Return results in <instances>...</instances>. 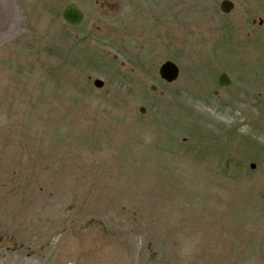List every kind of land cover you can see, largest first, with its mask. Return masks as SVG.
Masks as SVG:
<instances>
[{
  "label": "rangeland",
  "instance_id": "rangeland-1",
  "mask_svg": "<svg viewBox=\"0 0 264 264\" xmlns=\"http://www.w3.org/2000/svg\"><path fill=\"white\" fill-rule=\"evenodd\" d=\"M233 1L0 0V264H264V0Z\"/></svg>",
  "mask_w": 264,
  "mask_h": 264
},
{
  "label": "water",
  "instance_id": "water-1",
  "mask_svg": "<svg viewBox=\"0 0 264 264\" xmlns=\"http://www.w3.org/2000/svg\"><path fill=\"white\" fill-rule=\"evenodd\" d=\"M232 7L233 4L230 1H221L220 8L224 12H228ZM62 17L70 24H79L82 21L83 14L74 2H70L64 8ZM159 73L162 78L166 79L167 81H172L177 77L178 69L172 62L167 61L161 65ZM219 83L222 85L228 83V80L224 74L220 76ZM94 84L98 87L102 86V82L99 80H95Z\"/></svg>",
  "mask_w": 264,
  "mask_h": 264
}]
</instances>
